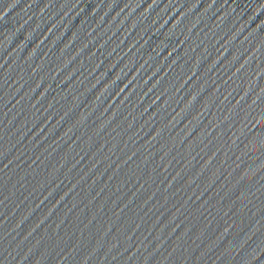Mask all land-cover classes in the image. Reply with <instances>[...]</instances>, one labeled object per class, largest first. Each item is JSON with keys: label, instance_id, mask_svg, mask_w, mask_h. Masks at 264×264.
Listing matches in <instances>:
<instances>
[{"label": "water", "instance_id": "obj_1", "mask_svg": "<svg viewBox=\"0 0 264 264\" xmlns=\"http://www.w3.org/2000/svg\"><path fill=\"white\" fill-rule=\"evenodd\" d=\"M0 264H264V0H0Z\"/></svg>", "mask_w": 264, "mask_h": 264}]
</instances>
